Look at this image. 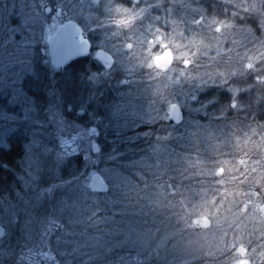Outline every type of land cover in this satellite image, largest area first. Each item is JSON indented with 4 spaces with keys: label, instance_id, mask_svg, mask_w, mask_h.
Returning a JSON list of instances; mask_svg holds the SVG:
<instances>
[{
    "label": "rangeland",
    "instance_id": "374dc122",
    "mask_svg": "<svg viewBox=\"0 0 264 264\" xmlns=\"http://www.w3.org/2000/svg\"><path fill=\"white\" fill-rule=\"evenodd\" d=\"M33 1L0 0V148L15 133L24 148L0 185V264H152L153 254L157 264H264V105L231 106L250 88L264 96V22L252 23L264 0H216L224 17L202 24L210 9L196 4L187 24L173 9L153 12L117 46L115 31L100 37L113 65L60 74L49 55L56 28L75 20L84 31L97 10L124 7L50 0L62 15L35 40ZM170 42L191 66L146 67L145 44L158 55ZM173 104L185 113L177 126ZM115 137L146 146L115 152ZM96 174L107 192L90 188Z\"/></svg>",
    "mask_w": 264,
    "mask_h": 264
},
{
    "label": "flooded vegetation",
    "instance_id": "af4514ba",
    "mask_svg": "<svg viewBox=\"0 0 264 264\" xmlns=\"http://www.w3.org/2000/svg\"><path fill=\"white\" fill-rule=\"evenodd\" d=\"M92 1L96 5L103 3V0H92ZM110 1H113L114 5H120L124 7L125 12L122 14H112V13L106 14V13H103V11L101 10H97L95 13V17H93L94 20L91 22L90 27L85 29L84 31L81 25L75 20H66L62 22L56 28L55 33L53 34L52 37H50V40H49L50 42L49 55L50 56H51V53H50L51 46L54 42L55 35L59 32L60 27L62 25L69 23V22L79 27V30H80L79 40L81 42L84 41L85 44L87 45L86 52L71 58L61 68L54 67L52 65V58H51V65L56 71L62 72L67 66L73 64L74 68L77 69L78 72L82 70H88L91 72L94 71L95 73L96 72L98 73V72H101L102 69H104L103 64L107 66L113 65L116 61L115 57L111 54L109 49H106L108 45H103V44L101 45L99 39H101L103 36H106L108 33H112L113 31H115L116 32L115 34L119 36V38L115 40L116 44H114L115 46H117L119 45L120 42L122 43L123 40H126V38L130 34L128 32L129 30H133L137 28L141 24V20H143V18L149 16L150 14H153V12L157 14V12H161L162 10L173 9L179 13L182 24L184 23L187 24L188 20H192L195 17L194 13L191 10L195 4L202 6L203 8L210 9L209 11L210 13L208 14H205L204 12L202 13L200 18L198 19L197 24H202L203 21L214 19L216 17L220 19V18H223L225 15V12H224L225 6L221 7L220 3L216 2V0H110ZM33 3H34L33 9L38 13L36 16L38 21H35L36 24L34 26L32 25L33 27L31 28L32 29L31 35L35 40H38L42 38L43 29L46 30L48 25H51V23L52 25H54L52 22V16L54 14L53 8H54L55 2L50 1V0H47V1L36 0L35 2L33 1ZM83 3H84V0L74 1V4L78 6L79 5L82 6ZM42 8H44L45 10L44 15H41L39 13L40 9ZM215 8L217 9V11L214 12ZM260 14H264V11L261 12ZM260 14H258V16ZM61 15L62 13L58 12L56 16L55 15L53 16V18L61 16ZM255 15H256V12H254L252 19H254ZM258 16H257V19L255 17L256 22H252L255 29L258 28V23L264 22V20L261 22H258V18H259ZM260 19H264V17H260ZM39 25L41 27H39ZM211 28L213 27H210L209 29ZM220 31H221V28L217 27L216 32H220ZM158 40L159 41L163 40L161 35L158 37ZM150 43L151 44L155 43L153 38L150 39ZM131 47H132V43L129 42L128 48H131ZM154 49L156 50L155 51V54H156L155 67L157 69L169 68V64L172 63V59H173V52L171 51V49L167 47H163L161 50V48L158 47V49L161 50V52L158 55H157V44ZM185 65H189V62L186 61ZM211 66H213V64H210V62L206 64V67H211ZM250 67L251 65H247L246 68H250ZM245 72H250V71L245 70ZM249 80H251L249 82L252 83L253 77L250 76ZM120 81L121 80H116V81H113L112 83H114L116 86H119V83H121ZM103 84L106 85V84H109V82L108 81L103 82ZM121 86L125 87L126 85H121ZM249 92L250 94H246L245 96L242 95L241 99H239L238 102L234 101L231 104V106L236 107L238 104L244 106L245 114H251L252 110H255L256 108L260 109L261 107L260 105L262 104L264 105V96H259L257 94L258 91L255 88H250ZM260 92L264 93V91H260ZM222 101H223L222 105L227 106V102H228L227 99L224 98ZM173 106L178 107L179 117H177V119H172L170 115V122L173 126L174 125L177 126L184 122L185 113L182 112V109L180 108L179 105L173 104L171 106V109ZM236 116L244 117V114H236ZM200 119L203 120L202 118ZM203 221L206 223V225H210L209 219H204ZM245 252L246 251L243 250L240 253L246 255ZM241 264H245V263L242 262Z\"/></svg>",
    "mask_w": 264,
    "mask_h": 264
},
{
    "label": "water",
    "instance_id": "95a60500",
    "mask_svg": "<svg viewBox=\"0 0 264 264\" xmlns=\"http://www.w3.org/2000/svg\"><path fill=\"white\" fill-rule=\"evenodd\" d=\"M79 27L71 22L66 23L60 27L59 32L54 37V42L51 46L52 65L56 68H61L71 58L87 51L85 42L79 40ZM172 119L179 117V110L177 106H173L170 112ZM93 151L96 153L97 146L93 145ZM92 190H100L107 192L109 190L108 184L103 181L100 175L96 174L90 184ZM264 210V206H263ZM4 229L0 227V237L3 236ZM243 249L240 250L242 252Z\"/></svg>",
    "mask_w": 264,
    "mask_h": 264
},
{
    "label": "trees",
    "instance_id": "16d2710c",
    "mask_svg": "<svg viewBox=\"0 0 264 264\" xmlns=\"http://www.w3.org/2000/svg\"><path fill=\"white\" fill-rule=\"evenodd\" d=\"M40 12H41V15H44V13H45L44 8L40 9ZM39 27H41V26H39ZM263 27H264V25H263ZM48 70L51 71L50 68H48ZM57 74H60V72H58ZM48 82H51V81H49V79H48ZM51 83H53V86L55 84H57V85H55L53 87V89H56V94L60 98V95L58 94V91H59V80H58V82H56L55 79H54L53 82H51ZM106 94H107V92L104 95H100V96L104 97ZM64 97L65 96L61 95L62 99ZM64 99L69 100L68 98H64ZM149 128H151V126L150 127H145V128H142V129L143 130H147ZM153 129L155 131L156 127L154 126ZM118 138H116V137L113 138V142H111L112 144H111V146H109L110 149H113L112 151H115V152L118 151V152H124V153L125 152H133V151L141 150V148H145V146H146L144 144L145 143L144 141H140V140L137 141V139H131L130 141H127L128 138H127V140H121V138H119V139ZM148 138H150V137H148ZM22 143L23 142H22L21 136H19L18 133H15L9 139V147L0 148V165L3 164V166H0V185H2L4 183H7L9 181V179L11 178V174L8 171V169L10 168V165L13 164L15 161H18L19 159H21V156H22V154L24 152L23 151L24 148H23V144ZM76 164H78V163H76ZM4 166H8V168H5ZM179 217H183V216H179ZM180 223H179V226H183V225L184 226H188L190 224L189 223V219H187L185 223H181L182 225ZM154 255L155 254H153L149 258V260H150V262H155V263H152V264H157V261H155L156 258H153ZM125 263H126V261H125ZM138 263H135L134 261H132V258L127 261V264H138Z\"/></svg>",
    "mask_w": 264,
    "mask_h": 264
},
{
    "label": "clouds",
    "instance_id": "9594fccd",
    "mask_svg": "<svg viewBox=\"0 0 264 264\" xmlns=\"http://www.w3.org/2000/svg\"><path fill=\"white\" fill-rule=\"evenodd\" d=\"M169 46L171 47L172 52H173V59H172V63L169 64V68H172L178 62L184 67L191 66V65H184L183 64V61L186 57V50L184 47H182L178 44H175V42H170ZM155 51H156L155 49L149 50L147 48V45L145 44V54H146V65L145 66L150 67L153 71H159V69H157L155 67V65L152 64V55H154Z\"/></svg>",
    "mask_w": 264,
    "mask_h": 264
}]
</instances>
